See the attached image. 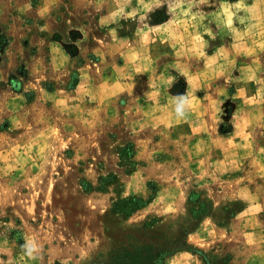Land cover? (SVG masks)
<instances>
[{"label":"rangeland","instance_id":"374dc122","mask_svg":"<svg viewBox=\"0 0 264 264\" xmlns=\"http://www.w3.org/2000/svg\"><path fill=\"white\" fill-rule=\"evenodd\" d=\"M155 2L0 0V264H101L151 219L190 229L164 264H264V0Z\"/></svg>","mask_w":264,"mask_h":264},{"label":"trees","instance_id":"16d2710c","mask_svg":"<svg viewBox=\"0 0 264 264\" xmlns=\"http://www.w3.org/2000/svg\"><path fill=\"white\" fill-rule=\"evenodd\" d=\"M2 43L3 38L0 36V45ZM150 202L135 197L124 199L113 205L111 215L128 216ZM203 210L201 207L199 210L191 211L190 217L198 219ZM126 211L129 213L126 214ZM157 223L158 220L151 219L140 227L127 231L101 264H164L169 257L185 248L189 228L167 230L156 227ZM202 264H215V261L203 254Z\"/></svg>","mask_w":264,"mask_h":264},{"label":"clouds","instance_id":"9594fccd","mask_svg":"<svg viewBox=\"0 0 264 264\" xmlns=\"http://www.w3.org/2000/svg\"><path fill=\"white\" fill-rule=\"evenodd\" d=\"M162 3L159 2V0H156L155 4L153 3H147L143 5V8L145 9L146 12H151L153 10V8H160L162 7ZM194 5H189V8L193 7ZM232 8L237 9L238 11L241 9V5L240 3H235V4H231V5H224L222 7V13L225 14L227 16V20H226V25L228 27H231L233 24V17L237 16L238 12H234L231 11ZM170 12H174L175 9L174 8H170L169 9ZM117 15H124L125 18H129V17H134L136 15V10H132L131 12L128 13H124V10L121 8L120 11L118 13H113V16H117ZM146 17H141V20H144ZM202 18V17H201ZM192 19L195 20L197 19V16L195 14H193ZM241 22H243V18H241ZM145 27H147V25H145ZM233 31H237V29H233ZM208 34L211 36L212 33L210 30H208ZM195 40H197L200 45L203 47L206 45V41H204L203 36L200 34H197L195 37ZM212 38L214 39L215 37L212 36ZM173 103L176 104V108H175V116L177 118L182 117L184 115V109L187 106L188 109L191 108L192 105V98L190 97V95H187L186 97H181L179 98V102L177 103V98H173ZM24 247V255L29 257V258H33L35 259L40 251V246L35 242V240H29L25 243Z\"/></svg>","mask_w":264,"mask_h":264},{"label":"crops","instance_id":"0c3cea01","mask_svg":"<svg viewBox=\"0 0 264 264\" xmlns=\"http://www.w3.org/2000/svg\"><path fill=\"white\" fill-rule=\"evenodd\" d=\"M57 61H58V60H56V58H55V60H54V64L57 65V66H58L59 63H60V65H64V63H66V61L64 62L62 59H61V62L58 61L59 63H57Z\"/></svg>","mask_w":264,"mask_h":264}]
</instances>
